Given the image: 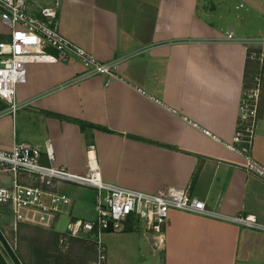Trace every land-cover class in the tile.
<instances>
[{"label":"crops","instance_id":"crops-1","mask_svg":"<svg viewBox=\"0 0 264 264\" xmlns=\"http://www.w3.org/2000/svg\"><path fill=\"white\" fill-rule=\"evenodd\" d=\"M60 2L62 34L98 60L116 61L115 73L79 79L85 68L76 59L29 64L26 82L17 87L23 106L13 113L0 99V148L27 142L44 149L50 139L56 165L86 174L93 145L107 182L144 192L176 186L214 211L263 220L264 181L224 143L238 128L248 60L260 61L264 77V0ZM9 37L0 15V41ZM71 119L98 128L83 131ZM252 153L264 165V123ZM42 162L49 163L45 153ZM60 190L72 199L69 223L94 219V188L66 184ZM23 224L16 230L0 214L10 240ZM45 231L68 236L73 264L97 259L90 235ZM103 238L105 264H264V231L178 209L170 212L163 249L143 230ZM35 264L44 262L36 256Z\"/></svg>","mask_w":264,"mask_h":264},{"label":"built area","instance_id":"built-area-1","mask_svg":"<svg viewBox=\"0 0 264 264\" xmlns=\"http://www.w3.org/2000/svg\"><path fill=\"white\" fill-rule=\"evenodd\" d=\"M60 6V0H0L1 21L9 28L10 36L9 40L0 41V99L10 112L15 113L23 106L17 101V87L26 82L29 64L76 59L85 68L79 79L96 74L113 76L115 73L116 61H100L62 34L59 28ZM229 38H233V33ZM251 57L255 58L256 54H251ZM262 84L261 75H257L253 85L245 88L237 131L232 140L224 144L243 159L242 165L248 173L264 181V165L252 153L257 129L264 123L259 106ZM204 132L211 134L209 130ZM43 153L48 164L42 162ZM87 155L89 171L81 174L54 163L56 155L50 139L44 149L27 142H15L10 150L0 148V175L11 178L10 186H0V204L11 209L16 230L19 223H46L51 227L57 217L69 214L67 207L72 199L60 189L71 184L96 190L94 219L72 221L67 226L70 236L88 234L92 237L98 252L95 264H103L107 260L104 234L123 231L129 222L134 230L151 234L157 250L163 249L165 229L173 209L264 231V219L214 211L206 201L193 196L187 189L163 185L155 192H144L107 182L97 163L95 146L88 148Z\"/></svg>","mask_w":264,"mask_h":264},{"label":"rangeland","instance_id":"rangeland-1","mask_svg":"<svg viewBox=\"0 0 264 264\" xmlns=\"http://www.w3.org/2000/svg\"><path fill=\"white\" fill-rule=\"evenodd\" d=\"M9 39H10V37L7 38L6 40H9ZM262 88H263V86H262ZM259 106H260L261 113H264V94H263V99L259 100ZM263 118H264V116H263ZM3 180H5L4 183H2ZM10 180H11L10 177L0 175V183H2V185L6 184V185L10 186L11 185ZM94 195H96V193H94ZM4 207L5 206L0 204V214L2 213L4 215L6 221H12L13 220V222H14L13 214L9 210H6L5 209L6 207L5 208ZM69 221L70 220H69L68 216L60 215L59 217H57L53 221L51 227H47L46 223H40V225H38L40 228L33 227L31 224L24 223L23 226L21 227V230L19 228V231L16 235V238L14 235L11 240H13V241L15 240L14 245L16 244L17 248H19L24 260L28 264H35L36 256L39 257V260L42 259V257L39 256V254H38V248H40L41 245L45 246V248L50 246L52 249H56V254H57V256L59 255V257H60V261H61L60 264H73L72 261L74 258H71L73 255V251L71 250V247H68V240H67L68 236L67 235H59V234L51 232V231H45V229H47V228L52 229V227H53L55 232H61V233L67 234V225H68ZM17 230H18V225H17ZM51 250H49V251H51ZM85 250L86 251H84V252H86V254H87L89 252V249L87 248ZM44 251H45V253H49V254L51 253V252H48L47 250H44ZM97 254H98V252H97ZM79 258H80L79 260H82V259L84 260L85 256H81ZM79 263L81 264V261L76 260V263L74 262V264H79ZM85 263H86V261H85ZM93 264H95V262H93ZM103 264H105V262Z\"/></svg>","mask_w":264,"mask_h":264},{"label":"trees","instance_id":"trees-1","mask_svg":"<svg viewBox=\"0 0 264 264\" xmlns=\"http://www.w3.org/2000/svg\"><path fill=\"white\" fill-rule=\"evenodd\" d=\"M260 65H261V63H260V61L258 59L255 60L254 62H251L250 60H248L247 68H246V74H245V88H249V87H251L253 85L254 77L256 75H261V77H262V79L264 81V77L262 75V71H261V66ZM50 114L54 115V116H57L59 118L67 119L66 117H64L62 115L53 114V113H50ZM261 116L263 117L264 113H261ZM71 120L77 122L80 125V127H81V129L83 131H86L87 128H98V126H95V125H93L91 123H88L86 121L77 120V119H71ZM99 128L103 129V130H106L108 132H112L111 130H109L107 128H102V127H99ZM133 230H134L133 224L130 223V222L127 223L126 227L124 228V231H133ZM50 248H51L50 246L45 248V246H43V245H41V247L38 248V254H39V256L42 257L41 261L44 262V264H51V261L54 260V264H60L61 263V261L59 259L60 257H59V255L57 256L56 249H52L51 248L52 249L51 250ZM44 250H47L48 252H51V253L50 254L49 253H45ZM49 250H51V251H49ZM17 251H18V254L21 257L22 261L24 262V264H28L24 260L19 248H17Z\"/></svg>","mask_w":264,"mask_h":264},{"label":"water","instance_id":"water-1","mask_svg":"<svg viewBox=\"0 0 264 264\" xmlns=\"http://www.w3.org/2000/svg\"><path fill=\"white\" fill-rule=\"evenodd\" d=\"M0 264H24L8 235L0 226Z\"/></svg>","mask_w":264,"mask_h":264}]
</instances>
